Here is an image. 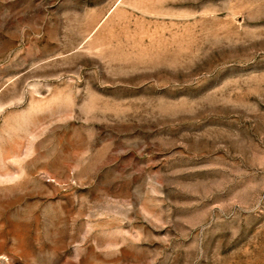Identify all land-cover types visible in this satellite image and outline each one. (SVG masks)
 Masks as SVG:
<instances>
[{
	"label": "rangeland",
	"instance_id": "obj_1",
	"mask_svg": "<svg viewBox=\"0 0 264 264\" xmlns=\"http://www.w3.org/2000/svg\"><path fill=\"white\" fill-rule=\"evenodd\" d=\"M0 264H264V0H0Z\"/></svg>",
	"mask_w": 264,
	"mask_h": 264
}]
</instances>
